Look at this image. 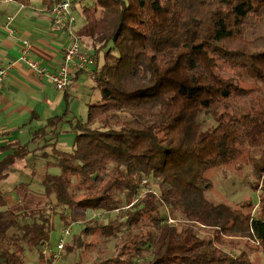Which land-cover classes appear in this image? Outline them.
Segmentation results:
<instances>
[{
  "label": "trees",
  "instance_id": "trees-1",
  "mask_svg": "<svg viewBox=\"0 0 264 264\" xmlns=\"http://www.w3.org/2000/svg\"><path fill=\"white\" fill-rule=\"evenodd\" d=\"M82 8L100 100L72 123L70 151L46 139L47 169L61 172L43 173L40 191L18 185L15 206L5 204L3 182L35 152L0 146L9 152L0 161V264H27L34 253L43 260L54 216L69 227L79 209L119 213L88 222L69 247L96 233L111 238L112 255L92 264H256L264 185H252L258 204L233 207L207 197L206 174L247 154L253 176L264 174V101L243 104L254 90L246 79L264 89V0H94ZM204 114L213 120L208 131ZM60 122L50 119L32 140Z\"/></svg>",
  "mask_w": 264,
  "mask_h": 264
},
{
  "label": "crops",
  "instance_id": "crops-1",
  "mask_svg": "<svg viewBox=\"0 0 264 264\" xmlns=\"http://www.w3.org/2000/svg\"><path fill=\"white\" fill-rule=\"evenodd\" d=\"M57 1L15 0L7 3L5 0H0V67L17 62L20 58L23 41L28 40L32 43L31 58L34 61L50 71H56L59 68L70 42L66 29L56 25L48 12L49 8ZM20 4L25 8L21 9ZM9 16L13 17L11 24L13 32L6 29ZM78 27L79 23L77 22V30ZM84 38L87 46L85 48L92 53V45L89 44L86 37ZM95 68L96 66H91L89 72L73 68L74 85L66 92H59L48 79L38 77L25 64L18 63L11 70L6 82L0 85V146L30 144L27 143L29 141L21 143L18 138L31 136L33 131L36 132L47 126L52 118H62L66 126H62V122H60L54 128L48 127L46 139L56 138L53 143H57L60 148L63 142L61 133L68 132L71 135L70 148H72L75 134L71 128L76 119H69L68 116L70 114L76 116L73 113V107L75 101L79 100L78 96H83L82 100L84 101L86 98L90 101V97L94 96L97 90L93 80ZM54 129H56L55 135H53L54 132L52 133ZM26 131H30L29 134ZM46 144L45 140L40 142L36 149H33L36 156L34 161L36 158H40L41 152L46 154L45 151H49ZM44 145L46 148L43 147ZM8 154L9 152H0V161ZM21 163L18 168L24 167V164ZM7 179L2 185L3 193L5 190L3 186ZM15 196L16 200L12 196L6 197L4 193L5 204L7 206L18 204L20 201L17 194ZM2 205L0 201V209L3 208Z\"/></svg>",
  "mask_w": 264,
  "mask_h": 264
},
{
  "label": "rangeland",
  "instance_id": "rangeland-1",
  "mask_svg": "<svg viewBox=\"0 0 264 264\" xmlns=\"http://www.w3.org/2000/svg\"><path fill=\"white\" fill-rule=\"evenodd\" d=\"M75 4V3H74ZM94 7V0H85L82 5L80 3L75 4L72 7V13L77 19V22L79 23V29L78 33L81 37H86L89 44H91L90 40L88 39V33H87V26L85 22V18L83 15L82 7ZM84 35V36H83ZM81 38L82 46H86V40L85 38ZM92 45V44H91ZM103 54L100 55V61L103 60ZM248 83L243 84V86H246L247 88H254L252 94L250 97H248V100L244 102L243 104H249V102L252 100V103L256 102L257 99H261L264 101V89H260L261 87L256 85L255 83L249 81L246 79ZM259 87V88H258ZM260 90V92H259ZM79 100L75 101L74 107H73V113L76 114V116H73L70 114L68 117L69 119H86L87 117V110L90 104L96 103L100 100V93L98 90L94 93V96L90 97V101L82 100L83 96H78ZM238 102H241L240 100ZM237 100L234 101V103H238ZM241 104V105H243ZM251 105V104H250ZM258 109V105H255ZM224 110H221L220 113H222ZM225 115V114H223ZM222 115V116H223ZM219 117V116H218ZM68 120V119H66ZM200 121L203 126V131H208L212 125L213 120L211 116H208L206 114L201 115ZM62 126L65 125V121L62 122ZM259 126L256 127V130ZM27 134H29L28 131H26ZM34 132H32L31 136L27 138L26 136L22 138H18L21 143H30V149H36L39 146V143L44 142L46 140V137L44 139H36L33 141ZM74 135V134H73ZM71 135L68 132H62L61 138L62 143L60 150L63 151H70L71 150ZM29 139V140H28ZM59 147V146H58ZM49 148V151H45L46 154H51V147ZM44 153V152H43ZM40 153V158H36L33 154L29 156L27 159L24 160L23 168H18L19 164L16 166V168L13 169V171L10 174V177L7 179V182L4 183L3 188L4 193L6 197H14L16 200V191L17 186L20 184H27L32 189L40 191L42 188L40 176H42L43 173L48 172L50 174H60V169L58 167H49L47 169V162L49 160V157L46 154ZM43 156V157H42ZM248 154L246 158L241 159L235 164H229L226 166H222L219 168L212 169L210 172L206 174L207 178H210L213 183V188L207 193V197L214 201H224L227 204L236 207L239 206L245 202H250L253 205H256L259 203V192L253 188L255 186L258 190L262 191V186L264 185V174L261 176H253L252 173V166L247 161ZM38 159V161H37ZM19 169V170H18ZM47 169V170H46ZM36 173V174H35ZM253 185V186H252ZM2 203V202H1ZM80 215H79V214ZM78 217L77 222L74 224H71L68 228L65 222L62 220L61 216L59 214H56L53 218V228L51 231L50 236V242L47 246L52 251L56 250L57 245L61 240L64 239V242L66 244L65 250L63 253L62 259L57 263L50 262L49 264H92L96 260H99L100 258H107L112 255L113 247H114V241L109 238L104 239L103 237H100L96 233L94 237H86L83 238V243L85 246L83 248H80L78 250H72L71 252H68L71 250V248L74 246V240L78 237H80L84 231V229L87 227L86 225L91 220L95 219L98 222L102 223H109V221L115 220L116 214H119L117 212L112 214H107L102 210H78ZM200 231H202L203 236L208 237L213 234V230L204 228L202 226L198 227ZM65 229H71V234L64 238V232ZM236 242H239L243 249H245L246 245L250 246H256L251 240L246 239H236ZM86 247V245H88ZM76 248V247H75ZM45 258L40 261L39 255L34 253L31 256H28V263L27 264H46ZM253 260H255L256 264H264V257L262 255L261 250L254 252L252 254ZM48 264V263H47Z\"/></svg>",
  "mask_w": 264,
  "mask_h": 264
},
{
  "label": "built area",
  "instance_id": "built-area-1",
  "mask_svg": "<svg viewBox=\"0 0 264 264\" xmlns=\"http://www.w3.org/2000/svg\"><path fill=\"white\" fill-rule=\"evenodd\" d=\"M15 0H5L10 3ZM74 0H58L48 10L56 25L62 26L66 29L70 46L66 49L64 58L56 71H50L43 67L40 63L31 58L32 43L28 40L23 41L20 58L17 62L9 63L0 67V85L4 84L11 72V70L18 64H25L30 71L35 73L40 78H46L59 92H66L74 85V78L72 75L73 68L80 71L89 72L91 66H98V60L89 52L88 49L82 46L81 38L77 32V19L72 13ZM20 8L25 6L20 4ZM13 17L9 16L6 23V29L13 32L11 24ZM70 228V227H68ZM71 234V229H65L64 238ZM64 239L59 242L55 251L48 247L43 251L45 260L52 263L59 262L65 250Z\"/></svg>",
  "mask_w": 264,
  "mask_h": 264
}]
</instances>
